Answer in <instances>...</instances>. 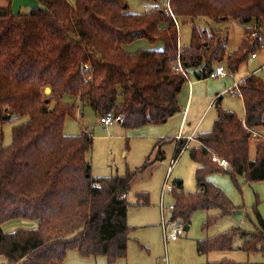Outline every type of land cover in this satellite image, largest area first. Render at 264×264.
Here are the masks:
<instances>
[{"label":"trees","instance_id":"obj_1","mask_svg":"<svg viewBox=\"0 0 264 264\" xmlns=\"http://www.w3.org/2000/svg\"><path fill=\"white\" fill-rule=\"evenodd\" d=\"M36 1L38 6L24 14H15L10 0L0 6V259L4 264H63L68 251L75 249L83 257L103 255L114 263L125 259L128 235L134 230L127 223L134 174L93 176L87 160L93 137L86 132L66 135V118L75 117L83 101L98 116L120 117L127 129L165 123L181 112L178 96L188 82L174 69L178 29L172 16L178 22L253 21L239 50L228 56L218 33L193 25L180 61L188 76L205 79L216 64L226 61L233 73L255 54L264 0H168L171 15L167 8L132 14L124 0ZM140 39L150 44L162 40L163 49H123ZM86 64L89 71L83 72ZM46 87L51 89L49 97L43 96ZM240 92L244 119L217 101L213 128L196 137L199 146L190 148V156L197 164L198 191L186 193L182 184H173L168 223L184 226L196 211L219 209L202 226L209 228L235 213L226 193L207 181L209 174L227 173L237 186L238 177L247 184L264 182V81L251 74ZM65 96L77 100L76 110ZM12 119L23 121L12 127V140L4 146L3 126ZM186 142L177 141L175 158L188 149ZM212 156L227 160L229 167H220ZM136 197L135 205L140 199L149 202L147 194ZM255 214V231L234 227L198 241L197 252L231 250L233 240L241 237V250L263 253L264 219ZM24 220L35 226L3 229ZM205 264L240 263L224 259Z\"/></svg>","mask_w":264,"mask_h":264},{"label":"rangeland","instance_id":"obj_2","mask_svg":"<svg viewBox=\"0 0 264 264\" xmlns=\"http://www.w3.org/2000/svg\"><path fill=\"white\" fill-rule=\"evenodd\" d=\"M73 3V0H69ZM128 6L127 12L132 14H142L144 12H156L159 9L168 8V0H124ZM9 0H0V6H6ZM12 11L16 13H28L31 9L38 6L36 0H10ZM176 28L178 29V45L175 71H180L181 61L180 54L182 46L188 45L193 34V25L200 30L210 29L218 33V41L225 46L226 55H230L239 50L242 44V38L245 37L246 26L237 20L229 19L224 22L215 23L198 18L194 20H181L178 22L173 17ZM253 22V21H252ZM259 24V23H258ZM253 26V25H252ZM262 26V28H261ZM255 27V26H254ZM253 28V27H252ZM261 28V29H260ZM259 43L256 47L255 54L258 58L248 59L243 62L238 69L227 76L218 78H205L199 80V84H194L195 92L192 106L188 114L186 132L193 130L188 123L194 120L198 115L202 117V125L197 126L196 135L183 137L189 140L188 149L184 150L178 158L174 156V143L171 141L178 129L179 115L168 119L161 125H145L138 128L127 129L120 127L118 124L105 125L100 123L98 116L86 102H81L80 106L75 98L65 96L64 99L70 105L75 107V117H68L65 120L64 132L66 135H76L84 133L88 128L89 134L93 136L92 146L87 154V160L91 165L92 175L96 177L124 176L126 173L134 174L129 184L128 199L131 205L128 207L127 223L134 230L128 235L127 255L125 259L116 260L109 263L106 256L99 255L94 257H83L77 250H69L64 260V264H157L158 261H164L167 257L169 264H205L207 262L230 260L240 264H264V252L247 253L240 249L241 237L233 240L232 249L228 251H213L206 254H198L196 249L197 240L206 237H216L234 227L253 232L257 225L255 211H258L264 219V182H255L251 184L244 183L242 177L237 178L238 186L232 180L231 176L223 172H215L207 176L216 187L222 189L227 197L236 206L235 213L225 215L217 220L209 228H202L208 217H213L220 213L219 209L199 210L193 213L190 219L189 228L176 240H168L167 243L163 237V213L161 207L162 190L165 180L168 184L173 185L182 181L183 190L194 192L198 189L195 178L197 164L191 159L190 148L196 145L195 138L200 134L208 133L213 128L217 118L218 104L208 110L201 106L203 102L210 103L216 98V93L222 96L220 107L224 110L230 109L239 117L243 116V101L227 92L231 87L238 83L244 76L257 70V76L264 81V21L257 28ZM253 37L249 36L250 44H253ZM244 39V38H243ZM127 53H134L139 49H149L161 51L163 41L159 40L150 44L145 39L137 40L131 44L123 46ZM252 53V52H251ZM228 69L226 61L220 62ZM83 72L89 71V64H86ZM217 65V64H216ZM179 66V67H178ZM173 68V67H172ZM173 69V70H174ZM184 76V75H183ZM197 75L191 74L190 82L197 80ZM189 77V76H188ZM189 84H185L178 96L179 105H185L188 96ZM207 87L209 94L205 91L199 92ZM47 88V87H46ZM201 94V98H198ZM206 94V97H205ZM51 92L43 96L49 97ZM207 96H209L207 98ZM215 100V99H214ZM86 103V104H85ZM23 121V119H12L3 126V145L10 144L11 129L14 125ZM164 137H167L166 140ZM181 138V136H178ZM193 138V139H192ZM161 151V157L158 155ZM251 156L254 155V146L250 149ZM214 156H212L213 158ZM138 194H147L149 202L134 204ZM173 202L172 196L165 195L163 204L166 208ZM169 210L164 214L165 218L169 217ZM168 233L174 232L176 226H182L180 223H166ZM35 226V223L28 221H12L3 226L5 231H12L17 227ZM0 264H4L0 259Z\"/></svg>","mask_w":264,"mask_h":264},{"label":"crops","instance_id":"obj_3","mask_svg":"<svg viewBox=\"0 0 264 264\" xmlns=\"http://www.w3.org/2000/svg\"><path fill=\"white\" fill-rule=\"evenodd\" d=\"M252 24H253V22H250L248 25L249 26H246V28L247 27H253L252 26ZM245 33V32H244ZM244 38V37H243ZM243 38H242V40H243ZM251 57V59H253V60H256L257 58H258V56H257V54H256V56L253 58L252 56H250ZM219 65H221V66H224V65H222V64H217V65H215V67H217V66H219ZM225 67V66H224ZM226 69V68H225ZM227 70V75H229V74H232L231 72H228V69H226ZM257 70L258 69H256V70H254L252 73H249V74H247L246 76H244L240 81H238V83L239 82H241L242 80H244L247 76H249V75H251V74H255L256 76H257ZM226 75V76H227ZM190 77H191V74H190V76H189V81L187 82V84H189V87H188V96H187V99H186V101H185V105H180V108H181V112L180 113H177V114H175V115H179L178 117H180L179 118V121L177 122L178 123V129H177V132L174 134V136L172 137V142L174 143V145H175V147H174V154H175V148H176V143H177V137L178 136H181V141L182 140H186L187 141V139L185 138H183V137H190V136H192V134H195L196 135V130H198L197 129V126H201L202 125V117L200 116V115H198L197 114V116L194 118V120H192L191 122H189L188 123V125L189 126H192V128H193V130L189 133V132H187V133H184V132H186V127H187V120H188V114H187V116H186V111L188 112L189 111V109H190V107L192 106V103H193V98H194V92H195V88H194V84H199L198 83V81L199 80H202L201 78H200V74H198L197 76H196V78H197V80H195V81H192V83L190 82ZM219 77H222V76H219ZM258 77V76H257ZM218 78V77H217ZM261 79V78H260ZM262 80V79H261ZM263 81V80H262ZM202 91H205L206 92V94H209V89L207 88V87H205L204 89H202L201 91H199V92H202ZM227 91V90H226ZM206 94H205V97H206ZM232 95H236V94H232ZM202 96H201V94H198V98H201ZM209 96H207V98H208ZM237 97H239L241 100H242V98L240 97V96H238L237 95ZM215 99V100H214ZM210 103H205V102H203V104L201 105L204 109H205V111L206 110H208V108L210 107V104L212 103V106L214 105V104H216L217 103V101L218 102H220L221 101V99H222V96H219V93H216V98H214ZM219 105H220V103H219ZM242 105H243V103H242ZM227 111H231V112H234V111H232V110H230V109H226ZM234 113H236V112H234ZM237 114V113H236ZM175 115L174 116H172V117H175ZM172 117H170V118H172ZM239 117V116H238ZM244 117H245V108L243 107V116L242 117H239L240 119H244ZM169 118V119H170ZM216 120V119H215ZM167 121H168V119H167ZM166 121V122H167ZM165 122V123H166ZM112 124H118L120 127H122L121 126V124L119 123V122H117V123H112ZM111 125V124H110ZM82 132V131H81ZM80 132V133H81ZM83 132H86V133H88L89 134V130H88V128H86V129H84V131ZM80 133H78V134H76V135H79ZM260 134H262L263 136H261V137H263L264 138V129L261 131V133ZM93 137V136H92ZM166 138L167 137H164V139H161V140H166ZM193 139V138H192ZM188 142V144H187V146L189 147V141H187ZM195 142H196V145L194 146V147H198L199 145H198V142L196 141V137H195ZM187 147V148H188ZM161 155H162V153H161ZM178 158V157H177ZM243 178V177H242ZM210 182V181H209ZM177 184H182V188H183V183H182V181H178V183ZM184 191V190H183ZM198 191V189L196 190V191H194V192H197ZM188 193H190V192H188ZM172 196V195H171ZM171 204H173V202L171 203ZM187 226H188V228H189V224H187ZM183 228H184V226H183ZM187 228V229H188ZM186 229V230H187ZM185 230V229H184ZM208 238H212V237H206V238H204V239H199V240H197L196 242H198V241H200V240H205V239H208ZM241 243H242V241H241ZM196 249H197V244H196ZM69 252V251H68ZM198 253V252H197ZM199 254V253H198ZM166 259H167V257H165ZM158 262H160V261H158ZM158 262H157V264H158ZM213 262H217V261H213ZM64 264V263H63Z\"/></svg>","mask_w":264,"mask_h":264},{"label":"built area","instance_id":"obj_4","mask_svg":"<svg viewBox=\"0 0 264 264\" xmlns=\"http://www.w3.org/2000/svg\"><path fill=\"white\" fill-rule=\"evenodd\" d=\"M253 58L256 56V54H252L251 55ZM179 67V66H178ZM84 68L86 69L87 66H84ZM180 71L183 73V75L187 78V80L189 81V77L188 75L186 74V72L183 70V68L180 66ZM228 73H227V70L224 68V66H217L215 68V70L209 75L210 78H217L219 76H226ZM245 81L242 80L241 82L235 84L233 87H231L229 90H227V92L231 93V94H236L238 96L241 95V92H240V85L243 84ZM120 121V117H117V118H113L111 116H103L100 118V123L102 124H105V125H110L112 123H117ZM181 138L180 137H177V140L176 141H180ZM190 139H187V141H189ZM188 144V142H186V145ZM187 147V146H186ZM185 147V148H186ZM212 161L217 163L220 167L222 168H228L229 167V162L225 159H222V158H219L217 156H214L212 158ZM173 185H169L168 184V179L165 180V183L163 185V190H162V198H161V207H162V213H163V218H162V222H163V237H164V241L165 243L168 242V240H176L178 239V237L184 232V228L183 227H180V226H177L174 230V232L172 233H168L167 231V220H168V217L165 218L164 214L166 213V210H169V212L172 211L173 209V204H170L168 208H166L163 204V199L165 197V195H169L171 196L172 193H173ZM158 264H169L167 259L165 258L164 261H161V262H158Z\"/></svg>","mask_w":264,"mask_h":264},{"label":"water","instance_id":"obj_5","mask_svg":"<svg viewBox=\"0 0 264 264\" xmlns=\"http://www.w3.org/2000/svg\"><path fill=\"white\" fill-rule=\"evenodd\" d=\"M44 91H45L46 94H48V93L51 92V89L49 87H47V88H45ZM187 228H188V226L187 225H184V229L186 230Z\"/></svg>","mask_w":264,"mask_h":264}]
</instances>
